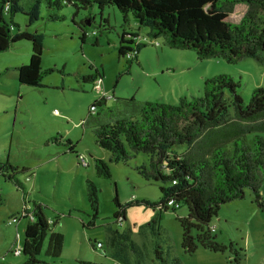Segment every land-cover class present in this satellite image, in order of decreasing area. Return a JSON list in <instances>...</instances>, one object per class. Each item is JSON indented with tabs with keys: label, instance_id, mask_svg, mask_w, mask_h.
Returning a JSON list of instances; mask_svg holds the SVG:
<instances>
[{
	"label": "rangeland",
	"instance_id": "374dc122",
	"mask_svg": "<svg viewBox=\"0 0 264 264\" xmlns=\"http://www.w3.org/2000/svg\"><path fill=\"white\" fill-rule=\"evenodd\" d=\"M248 10L247 5L237 6L228 21L239 24ZM76 12L67 6L61 12L63 20L55 22L50 19L55 12L44 8L42 18L33 25L22 14L15 18L23 30L45 34L43 69L53 72L45 77L43 88L20 83L17 68L30 64L32 42L21 41L0 53V162L10 161L19 169L18 178L29 193L28 206L42 205L47 219L56 223L54 231L65 238L61 257L48 258L43 252L40 264H264V213L251 189L244 199L222 206L213 221L217 241L233 245L225 253L202 246L193 255L185 252L179 218L188 215L186 207L164 212L160 221L157 209L129 208L127 221L119 224L114 217L116 197L123 206L134 199L160 202L163 183L148 182L139 174L137 168L149 164L145 154L128 164H110L111 153L83 126L91 106L105 96L114 108L116 99L175 104L184 96H201L205 82L218 75L233 77L248 104L254 91L264 88V64L252 59L237 64L200 59L194 51L171 49L163 39L152 42L147 29L139 30L134 18L126 25L116 7L101 10L95 5L78 16ZM88 19L94 22L87 30L92 36L84 43L81 28ZM124 31L140 34L145 45L140 64L119 55ZM97 71L104 75L101 90L85 82V77ZM56 138L63 143H55ZM69 140L89 167L81 166L78 155L69 152L65 145ZM97 158L109 164L113 179L98 177ZM89 179L99 190L96 220ZM4 182L0 176V264H25L28 258L15 252L24 248L28 223L13 219L24 206L23 196ZM236 252L242 257L240 262Z\"/></svg>",
	"mask_w": 264,
	"mask_h": 264
},
{
	"label": "trees",
	"instance_id": "16d2710c",
	"mask_svg": "<svg viewBox=\"0 0 264 264\" xmlns=\"http://www.w3.org/2000/svg\"><path fill=\"white\" fill-rule=\"evenodd\" d=\"M242 4L249 10L241 22H229L236 7ZM95 5L101 10L118 8L126 25L134 18L139 30L147 29L152 42L163 39L171 49L194 51L200 59L224 60L229 64L246 59L264 64V0H0V53L11 50L21 41L33 43L30 64L17 68L21 85L43 88L45 77L53 70L43 69L45 34L23 30L16 16L28 17L33 25L47 8L55 12L50 19L56 22L63 20L61 12L67 6L76 8L78 16ZM93 23V19L83 23L84 43L92 36L87 30ZM144 47L140 34L124 31L119 55L140 64ZM85 82L93 83L96 88L104 82V75L97 71L96 75L85 77ZM239 87L233 77L218 75L205 82L201 96H184L175 104L116 99L118 106L114 108L108 105V98H103L91 106L83 126L92 130L97 144L111 153L110 164H128L145 154L149 156V164L139 166V174L148 182L163 183L160 202L134 199L123 206L116 197L114 217L119 224L127 221L129 208L157 209L160 221L164 212H177L186 207L188 215L179 221L187 254H195L200 246L216 253L233 249V245L227 247L217 241L212 225L222 206L244 199L246 190L251 189L264 213V197L261 196L264 88H257L246 104ZM54 142L62 144L63 140L56 138ZM65 145L80 160L74 143L69 140ZM180 147L185 150L178 149ZM95 166L99 178L113 179L106 161L97 158ZM19 173L10 161L0 162L4 183L16 187L23 196L24 206L13 219L28 223L22 253L28 258L25 264L42 263L43 252L48 258L58 259L63 253L65 238L54 231L56 223L47 219L42 205L28 206L29 193L26 184L18 178ZM88 185L96 220L99 190L92 179L88 180ZM236 254V261L240 262L242 257Z\"/></svg>",
	"mask_w": 264,
	"mask_h": 264
},
{
	"label": "built area",
	"instance_id": "2783aa9c",
	"mask_svg": "<svg viewBox=\"0 0 264 264\" xmlns=\"http://www.w3.org/2000/svg\"><path fill=\"white\" fill-rule=\"evenodd\" d=\"M94 35H96V33H95ZM96 89H98V90L101 89V87H100V83L97 85ZM104 98H107V97L105 96ZM80 165L83 166V167H85V168H87V167H89L90 164L88 163V161H87L85 158H83V157L81 156V158H80ZM170 205H173V203H170ZM101 246H102V244H100V247H101ZM22 253H23V249H19V250H17V251L15 252V254H16L17 256H21Z\"/></svg>",
	"mask_w": 264,
	"mask_h": 264
},
{
	"label": "crops",
	"instance_id": "0c3cea01",
	"mask_svg": "<svg viewBox=\"0 0 264 264\" xmlns=\"http://www.w3.org/2000/svg\"><path fill=\"white\" fill-rule=\"evenodd\" d=\"M134 33H137V31L136 32H134ZM101 90V89H100ZM110 160V159H109ZM27 180H29V179H27ZM3 189H4V187H2Z\"/></svg>",
	"mask_w": 264,
	"mask_h": 264
}]
</instances>
